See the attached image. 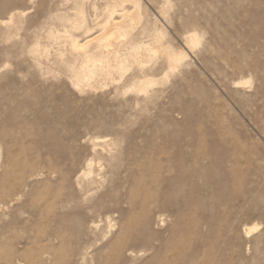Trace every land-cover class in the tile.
Returning a JSON list of instances; mask_svg holds the SVG:
<instances>
[{
  "label": "rangeland",
  "instance_id": "obj_1",
  "mask_svg": "<svg viewBox=\"0 0 264 264\" xmlns=\"http://www.w3.org/2000/svg\"><path fill=\"white\" fill-rule=\"evenodd\" d=\"M73 1L0 0V98L14 100L6 111L12 120L0 124V264L117 262L120 228L140 232L145 209L169 215L152 229L167 240L177 226L171 242L191 249L187 264H264V0H137V12L126 3L127 15H139L133 34L149 33L156 22L164 31L153 44L164 55L156 51L143 68L133 65L82 92L65 69L74 62L68 46L48 39L52 31L66 34L41 24L50 2L71 16ZM34 45L36 57L27 52ZM165 48L185 55L174 71ZM145 72L152 76L142 78ZM90 159L105 206L121 202L125 214L112 216L115 228L104 240L89 236L84 252L69 234L87 232L85 207L98 196L83 201L74 187V173ZM164 181L181 186L184 220L160 212L163 198L143 202ZM45 229L67 236L47 239ZM46 244L55 249L42 254ZM153 253L121 258L141 264Z\"/></svg>",
  "mask_w": 264,
  "mask_h": 264
},
{
  "label": "bare ground",
  "instance_id": "obj_2",
  "mask_svg": "<svg viewBox=\"0 0 264 264\" xmlns=\"http://www.w3.org/2000/svg\"><path fill=\"white\" fill-rule=\"evenodd\" d=\"M65 1L67 3L69 0ZM128 2L133 3V8H135V10H139L137 0H74L72 3V9H70L74 12L73 15L70 16V14L67 12H60L55 2L49 3L50 15L44 17L41 21V24L47 26L48 28H50L51 26H55L57 28H60V32L66 34L60 36L58 35V31V34L52 31L48 33V39H61L62 42L60 43V47L62 48V45L63 47L67 45V51L70 55L74 56V62L70 64V66L65 68L69 73V79L71 81L73 89L82 92L86 90V88H92L100 81H104L105 77L109 78L113 73L127 72L133 65L141 67L143 66L144 58H150L151 56L153 57L154 53L157 55L156 51L157 49H160V45L155 46L156 44H153L155 42L159 44L164 36V31L157 26V22H153L154 29L152 31H149V33H146L142 30L140 33L138 32L137 34H133L138 25H140V20L139 15H136V18L135 16L132 17V15L136 14L137 10L135 13V10H133L134 14H132L131 16L127 15L128 9H126L125 5ZM5 6L6 5H4L3 3H0V11L5 8ZM38 13H40L41 15L43 14L41 8L38 10ZM163 18L168 21V17L166 15L163 16ZM8 22L10 23L11 21ZM94 30H98L99 34L91 38L89 34ZM120 37L125 39L124 41L126 43L120 48L118 47L119 45L115 47L116 45L114 46L112 43L114 40ZM186 42L188 43L187 39ZM193 43V41L190 42V47L191 45H193ZM110 44L112 48L114 46L113 49L110 48ZM34 46L35 47H31L29 50H27V52L28 54L36 57L39 56L40 52L38 50L39 48L36 45ZM45 47L47 48V46ZM44 50L46 49L44 48ZM164 53L166 56L167 69L169 71H174L175 69H177V67L182 64L185 58L184 53H175L169 48H165ZM150 54L152 55L149 57ZM55 55L59 59V57L63 56V52L59 50ZM79 57L81 59L80 63L77 62ZM150 76H152V74L149 72L142 73V78L147 79L148 77L150 78ZM13 101V98L10 97L0 98V108H3L5 110L4 113H0V124L6 125L10 122V120H12V114L9 112L6 113V111L9 110V107L13 104ZM91 142L93 141L91 140ZM96 147V144L93 145L92 150L95 151ZM102 152L104 153V151ZM179 152L180 151L177 150V153ZM153 153L163 155L165 154V151L163 149L156 148L155 150H153ZM98 155L96 157H99ZM99 172L100 170L95 171L93 169L92 159H90L84 161L82 166H80L79 169L74 173V182L76 185L74 187L78 191L77 194L80 195L83 201L86 200L89 196L98 194L95 202L91 206L85 207L86 216H84V223L87 228V232L85 234H81L80 230L75 228L73 233L69 234L70 236L74 235L75 242L78 241L79 243H81L80 249L84 252H86L87 249L92 246L91 241L88 240L89 236H91L92 234H96V241L104 240L107 234L111 233V231L115 228V220L112 216H122L123 214H125L122 210L121 202L114 204L113 207L105 206L104 201L107 197V192H100L102 186H99L101 184V176ZM48 174L53 175L54 171L50 169L48 171ZM36 175L41 174L38 173ZM164 184H166V186H154V193L149 194V197L146 198L143 202L153 203L154 201H158L157 199L163 198L165 202L159 205L160 212L167 213L169 211L173 216L176 217L177 221L184 220L185 216L182 213L181 209L182 206L187 205V202L176 200L177 196H179L181 193V186H168L169 183L167 181H164ZM129 206H133V201L130 197ZM191 214L193 213H190V215ZM162 215L158 214L157 216H151L150 213L145 209L142 215V222H137V226L139 225L142 227V230L140 232H133L132 229L130 230L129 228H120V236L122 237V241L118 244L117 250L115 252L118 257V261L103 262L100 258H96L91 260V264H125L126 262L121 258L124 252H129L132 255H142L150 251L154 253L148 258H145V260H143L141 264H187V255L190 253L191 249L187 247L186 243L180 246H174V244H172L171 242L174 239L173 236H175L177 226L167 230L169 234L167 240H162V234L153 231V227L163 226L165 216H169L163 213ZM103 224L104 227H102ZM145 234L147 237H144ZM44 236L47 237V239L51 237L56 238L60 241H64L67 235L60 232L49 235L45 229ZM154 242H158V244L156 245L154 244ZM215 243L217 245L219 241H215L214 243H212L211 246L208 247V249L214 248ZM52 249L55 248L50 244H46L40 248V251L43 254ZM168 253L171 255L170 258L167 255ZM198 264H209V262L204 260L202 262L200 261Z\"/></svg>",
  "mask_w": 264,
  "mask_h": 264
}]
</instances>
